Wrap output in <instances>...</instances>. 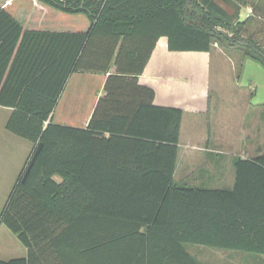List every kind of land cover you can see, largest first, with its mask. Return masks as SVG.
<instances>
[{
  "label": "trees",
  "instance_id": "trees-1",
  "mask_svg": "<svg viewBox=\"0 0 264 264\" xmlns=\"http://www.w3.org/2000/svg\"><path fill=\"white\" fill-rule=\"evenodd\" d=\"M205 4L37 0L29 20L0 8V105L14 109L7 129L43 144L0 216L28 255L0 264H205L188 244L264 256V152L234 160L232 188L175 180L183 111L155 105L154 89L139 82L162 36L171 51L221 44L264 67V8L232 23ZM45 7L89 24L59 30L40 15ZM78 72L107 75L85 128L52 117Z\"/></svg>",
  "mask_w": 264,
  "mask_h": 264
},
{
  "label": "crops",
  "instance_id": "crops-1",
  "mask_svg": "<svg viewBox=\"0 0 264 264\" xmlns=\"http://www.w3.org/2000/svg\"><path fill=\"white\" fill-rule=\"evenodd\" d=\"M203 1L232 23L241 21L238 19L241 5L248 9L246 18L255 7L264 8V0H222L234 7L233 12L220 0ZM0 8L14 16L25 15L27 20L32 11L25 8V13L23 6L11 2ZM234 52L227 55L218 47L209 52L171 51L168 38L162 36L139 76L141 84L154 89L155 105L183 111L174 174L175 180L179 174L177 181L207 188H232L235 183L234 160L251 159L264 152V67L256 60L244 59L245 64L254 68L255 74L263 80V88L254 93L238 89V96H243L245 103L225 104L213 99L214 96H225L223 88L228 63L243 61L245 55L241 51H237L238 55ZM106 79L104 74H72L52 114L54 122L87 127L100 97L105 95ZM13 110L0 105V201L4 193L12 191L34 152L32 142L7 129ZM20 244L15 247L22 253L18 257H26L28 249Z\"/></svg>",
  "mask_w": 264,
  "mask_h": 264
},
{
  "label": "rangeland",
  "instance_id": "rangeland-1",
  "mask_svg": "<svg viewBox=\"0 0 264 264\" xmlns=\"http://www.w3.org/2000/svg\"><path fill=\"white\" fill-rule=\"evenodd\" d=\"M233 2L235 0H232ZM249 1V0H248ZM17 4V6H23V11L26 13V9H31V14L35 10V5L37 4V0H0V6L7 3ZM220 2L226 7L229 8L230 12L234 11V7L230 4L225 3L220 0ZM250 2V1H249ZM247 7L241 5L240 12L238 15L239 20L246 19ZM20 11V8H18ZM48 12V13H47ZM40 15H48L52 16L54 20L55 26L58 27L59 30H84L87 28L89 21L82 14H68L64 13L50 7H45L43 10H40ZM51 24V23H49ZM215 48H222L223 53L229 55L230 51H235V55H238L239 50L236 49H227L223 45L219 44L215 45ZM240 52V51H239ZM241 53V52H240ZM243 61L241 63H236L231 61L228 63L227 74L225 76L224 90L225 96L217 97L214 96V102H218L222 100V103L230 104V103H245L243 96H238V89L242 91H246L247 93L252 91L261 90L263 88V80L258 78V75L255 74L254 68L250 67L249 64H245V60L255 61L249 57L243 56ZM236 60V59H235ZM257 63V62H254ZM260 65V64H259ZM261 66V65H260ZM262 67V66H261ZM263 69V68H262ZM232 91V92H231ZM233 91H236L235 93ZM237 93V95H236ZM236 95V96H235ZM237 99V100H236ZM35 150V147H34ZM177 180H179V174H177ZM58 179V178H57ZM11 193V192H10ZM10 193H4L3 197L0 201V216L1 213L7 203V200L10 196ZM12 241V242H11ZM21 245L17 236L13 234L4 224L0 223V260L9 259L12 257L20 256V251L17 249ZM188 251L196 256L199 260H201L205 264H264V256H251L243 251H235V250H224L220 248H215L211 246H204L198 244H188L186 245ZM15 252V253H13Z\"/></svg>",
  "mask_w": 264,
  "mask_h": 264
},
{
  "label": "water",
  "instance_id": "water-1",
  "mask_svg": "<svg viewBox=\"0 0 264 264\" xmlns=\"http://www.w3.org/2000/svg\"><path fill=\"white\" fill-rule=\"evenodd\" d=\"M42 145H43V144L40 143V144L35 148V150H34L32 156H31V158H30V160H29V162H28V164H27V166H26V168H25V171H24V173H23L22 181H25V180L27 179V177H28V175H29V173H30V171H31V169H32V167H33L35 161H36V158H37L38 154H39L40 151H41Z\"/></svg>",
  "mask_w": 264,
  "mask_h": 264
},
{
  "label": "built area",
  "instance_id": "built-area-1",
  "mask_svg": "<svg viewBox=\"0 0 264 264\" xmlns=\"http://www.w3.org/2000/svg\"><path fill=\"white\" fill-rule=\"evenodd\" d=\"M249 16V15H248Z\"/></svg>",
  "mask_w": 264,
  "mask_h": 264
}]
</instances>
